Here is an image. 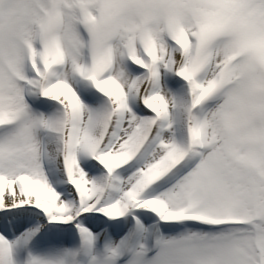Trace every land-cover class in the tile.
Returning a JSON list of instances; mask_svg holds the SVG:
<instances>
[{
	"label": "snow or ice",
	"instance_id": "6c2138e0",
	"mask_svg": "<svg viewBox=\"0 0 264 264\" xmlns=\"http://www.w3.org/2000/svg\"><path fill=\"white\" fill-rule=\"evenodd\" d=\"M0 264H264V0H0Z\"/></svg>",
	"mask_w": 264,
	"mask_h": 264
}]
</instances>
